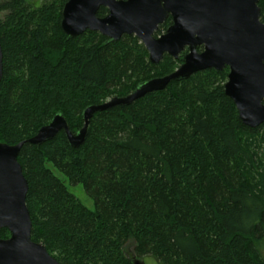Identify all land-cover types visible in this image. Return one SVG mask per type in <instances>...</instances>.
<instances>
[{
    "label": "trees",
    "instance_id": "16d2710c",
    "mask_svg": "<svg viewBox=\"0 0 264 264\" xmlns=\"http://www.w3.org/2000/svg\"><path fill=\"white\" fill-rule=\"evenodd\" d=\"M68 1L0 0V143L25 142L32 241L60 264H264V154L243 142L264 124L242 123L225 94L229 68L95 114L78 149L63 132L29 143L56 115L79 132L86 108L172 74L186 54L154 65L135 36L70 38L61 28ZM259 7L264 21V0ZM55 172L82 186L95 210Z\"/></svg>",
    "mask_w": 264,
    "mask_h": 264
},
{
    "label": "water",
    "instance_id": "95a60500",
    "mask_svg": "<svg viewBox=\"0 0 264 264\" xmlns=\"http://www.w3.org/2000/svg\"><path fill=\"white\" fill-rule=\"evenodd\" d=\"M260 0H69L62 12L61 28L70 38L87 31L98 32L112 42L135 36L145 46L149 60L158 65L166 56L181 66L172 74L141 84L126 97H114L83 112V128L73 133L67 120L56 115L29 140L35 146L63 132L73 149L86 141L95 114L117 106L128 107L147 95L165 91L172 82L189 80L207 71L229 68L225 94L242 123L257 129L264 124V21ZM101 8L108 10L104 18ZM172 25L161 36L156 33L169 18ZM203 51L199 52L198 48ZM0 38V84L3 79ZM25 142L0 143V264H60L44 245L32 241V220L27 207L29 184L18 158ZM139 264V263H137Z\"/></svg>",
    "mask_w": 264,
    "mask_h": 264
},
{
    "label": "rangeland",
    "instance_id": "374dc122",
    "mask_svg": "<svg viewBox=\"0 0 264 264\" xmlns=\"http://www.w3.org/2000/svg\"><path fill=\"white\" fill-rule=\"evenodd\" d=\"M2 16V15H1ZM110 100V99H109ZM243 142L245 144V147L253 150L254 153H257V155L264 154V132L260 134V136H257L256 138L251 137H243ZM56 176L60 178L61 180H64L67 187L69 188L70 192L73 193L81 202L82 204L87 207L88 209L94 211L95 205L92 199H90L87 194L84 191V188L82 186H76L72 187L68 180L65 179V177L60 174L59 172H55ZM261 253L264 257V244L262 247H260ZM146 264H156L154 260L147 259L144 261Z\"/></svg>",
    "mask_w": 264,
    "mask_h": 264
},
{
    "label": "flooded vegetation",
    "instance_id": "af4514ba",
    "mask_svg": "<svg viewBox=\"0 0 264 264\" xmlns=\"http://www.w3.org/2000/svg\"><path fill=\"white\" fill-rule=\"evenodd\" d=\"M108 13H109V12H108ZM107 15H108V14H107ZM107 15H106V16H107ZM106 16H105V17H106ZM201 48H202V47H201ZM199 49H200V48H198V51H199ZM202 51H203V48H202V50H201V51H199V52H202ZM185 52H186V54H187V52H188V51H187V50H185L183 53H185ZM186 54H185V55H186Z\"/></svg>",
    "mask_w": 264,
    "mask_h": 264
}]
</instances>
